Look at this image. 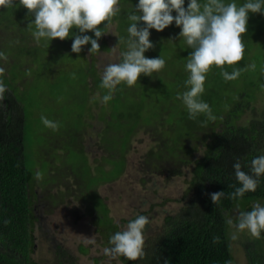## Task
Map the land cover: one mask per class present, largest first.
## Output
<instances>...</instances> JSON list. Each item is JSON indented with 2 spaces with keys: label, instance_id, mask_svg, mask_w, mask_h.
Instances as JSON below:
<instances>
[{
  "label": "trees",
  "instance_id": "trees-1",
  "mask_svg": "<svg viewBox=\"0 0 264 264\" xmlns=\"http://www.w3.org/2000/svg\"><path fill=\"white\" fill-rule=\"evenodd\" d=\"M198 2L203 3L204 0ZM137 3L138 0H119L120 11L105 22L115 26L116 44L120 38L127 40V28L131 23L127 17ZM187 3L185 0V7ZM32 19L18 0L14 7L0 8V51L6 54L7 62L11 61L6 62L8 77L0 76L7 88L0 102V264L31 263L36 221V193L32 189L36 183L44 185L57 181V176L50 174L51 164L44 153L60 162L59 169L63 173L57 170L56 174L72 176L71 186L78 192L83 212L100 229L103 245L110 247V236L121 229L110 217L109 208L97 193V187L122 175L131 140L140 129H144L155 143L143 161L145 170L150 173L166 170L170 175H180L182 168L192 165V177L184 197L185 204L174 215L166 216L162 229L147 239L144 256L136 261L117 258L123 264H164L165 260L168 264H227L228 261L235 264L229 226L225 221L234 208L250 211L253 203L264 204V175L254 192H246L235 200L228 198V193L234 191L232 185L240 186L233 169L236 159L245 165L242 170L249 172L246 165L253 158L264 155V102L262 108L256 105L258 94L264 97V87L245 82L244 87L237 90L236 82H244V72L236 80L225 81L220 75L224 68L213 66L206 74L205 91L200 98L209 104L217 119L208 121L206 125L203 124L206 120L204 114L195 120L189 119L186 107L176 99V94L186 90L184 81L188 73L185 64L192 49L183 38L177 39L181 29L173 23L161 32L150 30V41L154 47L145 56H161L166 62L163 69L151 77L142 74L134 86L118 85L113 98L105 104L102 97L108 90L100 87L101 77L83 57L85 48L89 50L91 45L83 46L79 54L71 51L73 35L79 34L77 29L71 30L69 38L63 41L46 42L42 39L37 44L32 36L35 26L28 28ZM100 27L108 32L109 27L105 28L103 24ZM247 28L242 41L248 53L261 40L264 23L257 32ZM84 34L95 39L92 32ZM98 43L100 51L109 50L106 34ZM118 45L122 52L126 50V43ZM76 56L83 59L85 65L82 62L84 75L75 80L73 87L78 89L82 86L86 96L83 98L89 96L94 107L90 113L84 106H78L75 122L73 119L70 124L71 118L67 117L70 115L65 110L75 97L62 87L63 81L59 76L73 65ZM121 60L122 57L119 62ZM30 64L34 66L30 67ZM66 64L69 66H63ZM239 68L243 69L244 65ZM233 69L226 71L231 73ZM32 80L44 86L38 96L35 94V100L41 98L52 109L55 107L47 111V118L59 123L56 131L38 126L39 116L48 113L36 114L39 112L36 106L29 108L32 128L26 119L28 105L22 90ZM93 91L100 93V106L99 99L91 96ZM84 110L89 114L86 118H83ZM95 110L105 125L100 143L106 155L100 163L95 164L94 160L91 164L81 143V135L88 126L86 121L95 116ZM246 115H250L248 119H245ZM37 172L42 174L39 180L35 178ZM219 191H224L225 197L214 205L211 194ZM5 220H10V223L5 225ZM214 236L220 238L218 243L212 242ZM80 251L86 253L87 249L81 247ZM249 260L251 264H261L253 256Z\"/></svg>",
  "mask_w": 264,
  "mask_h": 264
},
{
  "label": "clouds",
  "instance_id": "clouds-1",
  "mask_svg": "<svg viewBox=\"0 0 264 264\" xmlns=\"http://www.w3.org/2000/svg\"><path fill=\"white\" fill-rule=\"evenodd\" d=\"M19 5L27 9L28 15L33 17L28 28L35 26L32 36L37 44L44 41L69 38L70 31L77 29L79 34L74 33L71 51L79 54L82 47L90 44L89 55L100 52L99 39L107 34L101 29L110 27L105 24L120 11L119 0H18ZM16 0H0V8L14 7ZM173 12L176 15H173ZM249 13L264 15V0H246L238 6L235 2L225 3L224 0H138L134 10L128 14L131 22L127 28L128 38L118 40V44L126 43V50L121 52L119 63H109L104 67L100 87L107 89V94L102 97V102L107 103L113 98L118 85L126 84L134 86L140 76L151 77L154 72H159L165 66V60L159 56L147 58L145 53L154 47L150 41V30L161 32L175 23L181 29L177 39L183 38L192 51L187 57L185 71L188 73L184 81L186 90L178 92L176 99L182 101L186 107L189 119L195 120L201 114L206 116L204 125L208 121H215L211 107L200 97L204 93L206 74L213 66L223 69L225 65L238 64L244 57L245 45L242 35L248 31L247 24ZM86 32L94 33L92 36ZM117 44V45H118ZM116 45V46H117ZM115 47L112 49L115 50ZM0 60L7 61V56L0 51ZM255 63L246 65L243 69L234 68L231 73L222 70L220 75L225 81H233L240 77L242 71L255 70ZM5 72L0 67V76ZM264 87V85H262ZM7 88L0 79V102L4 99ZM41 122L53 131L58 130L59 123L49 120L41 115ZM239 158L233 164L234 175L239 187L232 185L234 191L228 193L229 199L242 198L246 192H254L264 175V155L253 158L246 165L249 172L242 170ZM37 180L42 174L37 172ZM225 197L224 191L211 194V201L217 205ZM226 224L235 229L230 239H238V233L247 230L251 236L260 238L264 231V205L255 203L250 211H241L234 222L227 218ZM5 225L10 220L4 221ZM149 223L148 217L138 215L130 220L122 231H117L109 238L110 247L103 249L106 256L111 259L124 257L129 261H136L144 256L143 230ZM220 238L213 237V243H218ZM85 244H94V236L85 238ZM164 264H168L165 260ZM227 264H231L228 261Z\"/></svg>",
  "mask_w": 264,
  "mask_h": 264
},
{
  "label": "rangeland",
  "instance_id": "rangeland-1",
  "mask_svg": "<svg viewBox=\"0 0 264 264\" xmlns=\"http://www.w3.org/2000/svg\"><path fill=\"white\" fill-rule=\"evenodd\" d=\"M224 2H235L240 6L246 0H225ZM263 23L264 15L249 13L247 27H250L252 32L260 31ZM261 36V40L257 41L251 51L248 53L244 51V57L238 64L224 66V70H228L255 63V70L243 71L245 80L244 82L243 80L236 82L237 90H241L245 82H252L257 86H262L264 82V32ZM116 39L117 32L115 26L112 25L106 34L108 51H100L89 55L88 50L86 48L84 50V59L94 66L100 77L107 64L119 63L121 59L120 53L122 50L116 44ZM115 46L116 48L113 50L112 48ZM6 62L1 60L0 67L5 69L4 75L8 77L9 67L7 63L11 61ZM82 62L83 59L77 56L74 57L73 65L59 76L63 81L64 86L62 85V87L71 91L72 96L75 97L67 104L68 108L65 110L70 115L67 116L71 118L70 124L73 119V122H75L78 106H84L89 111L90 109L93 110L94 107L93 100L89 96L87 99L83 98L86 96H84L85 92L82 86L78 89L73 87L76 84L75 80L82 78L84 75L81 70ZM83 63L85 65V62ZM29 66L34 65L30 64ZM63 66L68 67L69 65ZM53 71L55 73L56 68ZM89 81L91 82V79ZM18 84L21 86V82ZM43 89L44 86L38 85L32 80L27 82L22 90V92L25 91V99L28 105L26 107V119L30 121L31 128L33 126L31 121L33 120L28 115H30L29 110L32 106H36V110H39L36 113L38 115L42 112L48 113L47 115L43 114L46 117L49 115L48 110L55 109V107L52 109L51 105H46V102L42 101L41 98L38 99L37 97L35 100V96L39 95V90ZM91 96L99 99L98 106L102 104L98 91H93ZM257 98L256 105L258 108H262L264 97L259 93ZM86 110L82 111L83 118L89 116ZM90 113L92 112L90 111ZM93 113L95 116L86 121L88 126L81 135V143L88 154L89 162L93 164L95 160V164H98L101 162V158L106 155V150L100 143V134L105 125L99 120L96 110ZM249 116L246 115L245 119H248ZM40 125L41 128L44 126L41 121L38 123V126ZM27 134L28 131L26 137H28ZM153 146H155V143L144 129L137 131L126 153L127 164L122 175L115 181L97 187V193L104 199L109 208L110 217L120 225L121 231L130 220L135 219L138 215L144 214L148 217L149 223L143 230L144 243L162 229L166 216L174 215L185 204L184 197L189 188L193 169L192 165L184 167L180 175H170L166 170L161 173L155 171L150 173L151 171L144 169L143 161L147 152ZM198 155L199 153H196V156ZM44 156L51 164V176H57V181L44 185L36 183L33 186L32 191L36 193L34 199L36 221L33 232L35 238L34 251L31 254V263L29 264H123L118 258L111 259L104 254L103 249L106 247L103 245L102 233L93 223L92 218L83 212L82 207L84 206L78 198V192L71 186L72 176L70 174H56L58 171L59 173L62 172V169H59L61 167L60 162L56 158L50 157L49 153H44ZM240 212V208H234L229 213L228 218L233 219L235 222ZM228 228L230 237L235 229L230 226ZM93 236L95 243L85 244V238ZM230 246L235 264H251L250 256H253L259 263L264 264V233L261 232L260 238H255L247 230H244L238 233V239L235 241L230 239ZM81 247L86 248L87 252L82 253L80 251Z\"/></svg>",
  "mask_w": 264,
  "mask_h": 264
}]
</instances>
